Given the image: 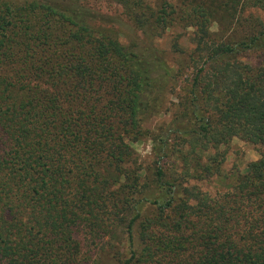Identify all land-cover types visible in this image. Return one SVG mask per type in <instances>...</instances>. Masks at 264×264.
Segmentation results:
<instances>
[{
    "label": "trees",
    "instance_id": "trees-1",
    "mask_svg": "<svg viewBox=\"0 0 264 264\" xmlns=\"http://www.w3.org/2000/svg\"><path fill=\"white\" fill-rule=\"evenodd\" d=\"M88 1L0 0V264H264V0Z\"/></svg>",
    "mask_w": 264,
    "mask_h": 264
},
{
    "label": "rangeland",
    "instance_id": "rangeland-1",
    "mask_svg": "<svg viewBox=\"0 0 264 264\" xmlns=\"http://www.w3.org/2000/svg\"><path fill=\"white\" fill-rule=\"evenodd\" d=\"M85 4L89 7H92L94 10H96L98 13L102 14L108 19L109 22L107 24L120 32V39L122 40V42H127L128 38L133 35L134 29L132 25L128 22L126 17L121 13L120 7L118 5L108 3L103 0H89ZM245 13L260 14L259 11L254 9H247ZM215 29L216 26L212 25V30ZM168 42L169 36L165 35V37L161 38V40L155 41L154 45L160 50H162L164 52V55L167 56L169 50ZM167 58H169V54ZM243 59L253 62L257 59V54L250 53L246 56H243ZM159 119L162 121L165 119L168 120L169 116H160ZM133 146L140 160H144L146 163L150 161L149 156L151 152V144L149 140L144 139L140 142H136L135 144H133ZM257 158H259V147L252 145L246 141L240 140L238 138H234L230 142L228 158L224 162L223 166L224 171L228 172V170L238 169L240 172L244 173L248 163L253 160H256ZM228 182L229 180L224 183H220L214 180L211 182H203L201 186L203 189H206L213 194L225 190ZM76 237L80 241L82 250L86 253L90 252L91 257L93 256L92 264H113V261L109 255L104 252H101L100 249L99 251H96V245H89L87 243V240L85 239L83 231L81 229L76 230ZM92 251H96V253L92 255Z\"/></svg>",
    "mask_w": 264,
    "mask_h": 264
}]
</instances>
